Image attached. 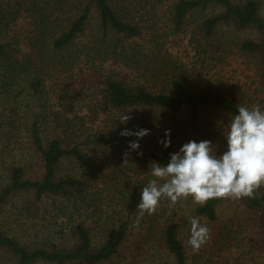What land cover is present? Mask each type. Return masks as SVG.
I'll return each mask as SVG.
<instances>
[{
    "label": "trees",
    "instance_id": "1",
    "mask_svg": "<svg viewBox=\"0 0 264 264\" xmlns=\"http://www.w3.org/2000/svg\"><path fill=\"white\" fill-rule=\"evenodd\" d=\"M263 6L261 0H0V27L7 28L20 12L32 24L29 50L21 57L18 40L0 29V113L10 112L0 125V142L13 156L7 164L0 161V225H28L46 210L41 206L47 200L50 219L59 224L56 236L38 244L22 243L0 227V250L13 264H104L119 253L130 233L128 214L140 201L153 163L167 164L177 146L193 140L184 135L178 115L184 111L186 128L195 131L202 110L220 113L229 125L238 114L240 100L204 78L208 65L235 54L250 58L264 87ZM211 9L216 11L199 23L191 20ZM93 16L97 35L84 40ZM51 69L56 75L50 76L49 90L45 74ZM124 114L132 117L127 123L120 122ZM85 121L98 123L95 140L85 133ZM141 128L150 133L139 140V149L130 150L129 141L137 138L120 133ZM166 129L171 130L167 148L160 143ZM123 140L128 145L122 146ZM99 141L126 151L128 161L141 156L146 164L137 168L141 183L131 187L124 181L121 187L129 201L125 211H130L120 214L126 218L104 227L96 244L86 212L95 214L90 206L98 204L89 200L82 178L63 164L86 172L89 151L103 146ZM227 201L254 215L258 248L264 250V186L253 198L195 204L194 216L215 224L218 207ZM231 220L217 227L221 248L231 245ZM179 233L170 212L161 235L172 264H186Z\"/></svg>",
    "mask_w": 264,
    "mask_h": 264
},
{
    "label": "rangeland",
    "instance_id": "2",
    "mask_svg": "<svg viewBox=\"0 0 264 264\" xmlns=\"http://www.w3.org/2000/svg\"><path fill=\"white\" fill-rule=\"evenodd\" d=\"M261 2L264 3V0H261ZM214 11L216 10L211 9L200 12L194 18L192 16L191 20L194 24H197L204 16ZM20 14V17L10 22L7 28L1 26L0 29L7 34V37L14 36L18 40L16 46L21 50V54L19 55L21 57L29 50L28 38L31 36L32 24L29 15H26L24 12H20ZM96 27V20L93 16L89 20V24H87L83 39L86 40L93 34L97 35ZM226 35L228 36V34ZM240 35L254 37L252 33H241ZM207 70V72H204V78L213 88L227 91L231 95H234L240 100V106L251 108L252 105L259 104L261 109L264 110V87L255 73L253 61L250 58L235 54L226 60L221 59L220 61L212 62L208 65ZM53 72H56V70L51 69L49 73L45 74L46 86L49 90L53 85V77L50 76L56 75ZM23 102L24 100L22 99ZM12 107L14 106L12 105ZM3 108V106H0V110H3ZM9 115V110L5 113H0V125L9 118L7 117ZM178 117L180 124L185 129L184 135L186 138L197 142L205 139L211 141L217 155L227 150L225 137L229 124L220 113L213 110H202L199 125L195 131H190L186 128L184 111ZM85 129H87L85 133L92 140H95L100 135L97 122L91 123L85 121ZM116 141L118 142L119 140ZM99 143H103L101 148L95 147L93 151H89V164L86 172L77 167H70L67 162L63 164V170L66 169L67 171L71 169L72 174L78 178H82L84 190L88 193L89 200L93 199L98 204V208L93 207L95 204L90 206L91 211L95 212V214L88 210L86 212L88 216L87 222L95 230L94 242L96 244L101 242L106 227L111 226L113 222H119L126 218L125 215L121 219L120 214L122 212L128 213L130 210L132 211L128 214L130 233L122 244L119 253L111 261L104 264H172V258L164 246L161 235L162 223H164L170 212L175 216L176 221L180 225L179 237L184 246L186 264H264V250L263 248H258L261 236L257 228L256 219L254 215L245 212L234 201L224 202L218 207L219 220L217 223L208 225L204 219H200L201 223H206L210 228V239L198 251H194L188 243L190 236L189 217H195L193 207L196 204L191 197L181 199L171 209L169 208L170 202L161 204L155 214L148 217L143 216L139 224L134 226L133 222L138 212L133 207L125 211L129 201L126 194L123 192L122 194L120 190L124 181L131 187H134L135 183H141L139 180H142L143 177L137 168L140 162L145 161L140 158L141 156H138L137 159L134 157V160L128 161L129 155L124 154L126 151L120 150V147L113 149L103 141H99ZM116 144L118 145V143ZM120 144L122 146L128 145L127 140H123ZM180 147V145L177 146V151ZM12 159L13 156H8L5 154V151H2L0 142V161H4L7 164ZM150 179H153V177L150 176ZM99 192L100 195H95ZM50 201L47 200L45 204H42L41 207L46 210L41 209L38 218L32 221L28 220V225L14 227L15 229H12L8 225H0V227L22 243L38 244L45 237L52 238L56 236L59 224L54 219H50ZM228 218L232 219L227 223L230 226L231 245L228 248H221L216 240V230ZM12 260L8 253L0 250V264H13Z\"/></svg>",
    "mask_w": 264,
    "mask_h": 264
},
{
    "label": "clouds",
    "instance_id": "3",
    "mask_svg": "<svg viewBox=\"0 0 264 264\" xmlns=\"http://www.w3.org/2000/svg\"><path fill=\"white\" fill-rule=\"evenodd\" d=\"M237 113L226 131L227 150L222 154H216L209 140H189L170 154L167 164L153 163V179L142 187L134 226L145 214H155L165 199L171 209L189 197L202 207L210 199L255 196L257 189L264 186V110L254 104L251 108L240 106ZM130 119V115L124 114L120 122L127 123ZM170 132L166 129V139L160 141L165 148L170 146ZM149 133L144 128L124 129L120 135L135 136L136 140L129 141V149L137 150L139 140ZM189 221L188 243L198 251L210 239V228L199 217H189Z\"/></svg>",
    "mask_w": 264,
    "mask_h": 264
}]
</instances>
